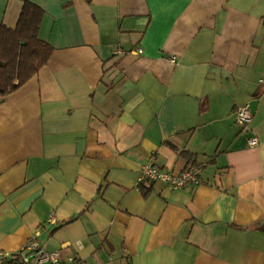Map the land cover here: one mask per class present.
<instances>
[{"label": "crops", "instance_id": "1", "mask_svg": "<svg viewBox=\"0 0 264 264\" xmlns=\"http://www.w3.org/2000/svg\"><path fill=\"white\" fill-rule=\"evenodd\" d=\"M29 1L53 50L0 98V250L264 264V0ZM150 161L199 181L141 179Z\"/></svg>", "mask_w": 264, "mask_h": 264}, {"label": "trees", "instance_id": "2", "mask_svg": "<svg viewBox=\"0 0 264 264\" xmlns=\"http://www.w3.org/2000/svg\"><path fill=\"white\" fill-rule=\"evenodd\" d=\"M43 13L40 6L25 0L15 27L0 23L1 99L30 79L49 60L53 48L38 36ZM179 153L187 158L191 156L184 150Z\"/></svg>", "mask_w": 264, "mask_h": 264}, {"label": "built area", "instance_id": "3", "mask_svg": "<svg viewBox=\"0 0 264 264\" xmlns=\"http://www.w3.org/2000/svg\"><path fill=\"white\" fill-rule=\"evenodd\" d=\"M141 52V50H138ZM235 122L247 129V125L251 119V112L247 104L237 106L234 110ZM259 144L258 137L251 136L248 139V146H257ZM197 168H188L180 173L170 172L160 168L158 165L150 161L145 164L141 171V179L162 180L173 188H184L191 184H197L199 174ZM49 222H55L53 217L48 219ZM0 264H106L100 261L89 262L77 259L74 256L64 253V248L48 251L43 249L38 242L32 238L28 240L15 252L0 250Z\"/></svg>", "mask_w": 264, "mask_h": 264}]
</instances>
